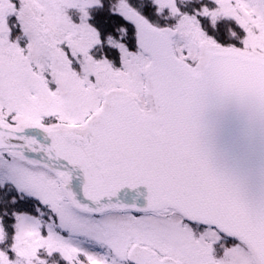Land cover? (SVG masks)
Returning <instances> with one entry per match:
<instances>
[{
  "label": "snow or ice",
  "instance_id": "6c2138e0",
  "mask_svg": "<svg viewBox=\"0 0 264 264\" xmlns=\"http://www.w3.org/2000/svg\"><path fill=\"white\" fill-rule=\"evenodd\" d=\"M0 264H264V0H0Z\"/></svg>",
  "mask_w": 264,
  "mask_h": 264
}]
</instances>
